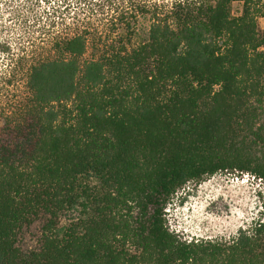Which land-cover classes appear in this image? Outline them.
<instances>
[{
	"label": "trees",
	"instance_id": "1",
	"mask_svg": "<svg viewBox=\"0 0 264 264\" xmlns=\"http://www.w3.org/2000/svg\"><path fill=\"white\" fill-rule=\"evenodd\" d=\"M260 19L264 0H0V264H264ZM220 173L260 180L257 212L188 240L169 206Z\"/></svg>",
	"mask_w": 264,
	"mask_h": 264
},
{
	"label": "rangeland",
	"instance_id": "2",
	"mask_svg": "<svg viewBox=\"0 0 264 264\" xmlns=\"http://www.w3.org/2000/svg\"><path fill=\"white\" fill-rule=\"evenodd\" d=\"M175 1L178 0H125V5L171 4ZM240 8V4H234L235 14ZM91 17L92 21L96 22V14ZM7 18L5 15L3 23L6 25L10 24L6 21ZM259 23L264 29V19H260ZM1 126L0 119V128ZM262 191L260 180L251 175L220 173L200 185L189 184L180 190L167 212L169 224L188 240L229 241L255 216L259 192Z\"/></svg>",
	"mask_w": 264,
	"mask_h": 264
}]
</instances>
